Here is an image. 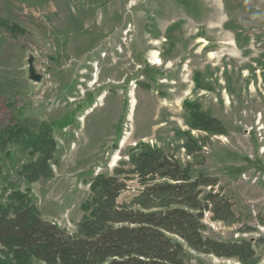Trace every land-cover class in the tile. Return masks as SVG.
I'll list each match as a JSON object with an SVG mask.
<instances>
[{
	"label": "rangeland",
	"instance_id": "obj_1",
	"mask_svg": "<svg viewBox=\"0 0 264 264\" xmlns=\"http://www.w3.org/2000/svg\"><path fill=\"white\" fill-rule=\"evenodd\" d=\"M202 114L227 135L209 138L194 172L217 180L236 222L205 212L202 237L249 242L264 264V0H0V132H25L0 139V209L23 197L72 233L96 176L143 147L184 164ZM41 136L50 173L30 181ZM131 177L118 204L141 190ZM183 249L185 264H239Z\"/></svg>",
	"mask_w": 264,
	"mask_h": 264
},
{
	"label": "trees",
	"instance_id": "obj_2",
	"mask_svg": "<svg viewBox=\"0 0 264 264\" xmlns=\"http://www.w3.org/2000/svg\"><path fill=\"white\" fill-rule=\"evenodd\" d=\"M193 124L205 137L185 134L182 149L188 159L184 164L161 149L143 147L128 167L119 162L110 175L96 176L90 185L93 198L85 205L86 215L72 233L41 219L23 197L1 208L0 257L14 264H185L186 246L217 259L256 264L249 242L202 237L205 212L215 222H236L230 202L213 191L217 180L202 171L194 172L204 163L202 152L209 138L227 132L218 120L205 114L197 115ZM6 130L18 136L25 133L13 126L1 131L0 139H8ZM29 142L35 150H47L44 162L38 161L26 173L32 181L50 173L47 163L52 147L42 136ZM131 176L141 190L130 202L118 204Z\"/></svg>",
	"mask_w": 264,
	"mask_h": 264
},
{
	"label": "water",
	"instance_id": "obj_3",
	"mask_svg": "<svg viewBox=\"0 0 264 264\" xmlns=\"http://www.w3.org/2000/svg\"><path fill=\"white\" fill-rule=\"evenodd\" d=\"M27 65H28V79L35 83L41 82L42 76L35 73L32 57L28 58Z\"/></svg>",
	"mask_w": 264,
	"mask_h": 264
},
{
	"label": "bare ground",
	"instance_id": "obj_4",
	"mask_svg": "<svg viewBox=\"0 0 264 264\" xmlns=\"http://www.w3.org/2000/svg\"><path fill=\"white\" fill-rule=\"evenodd\" d=\"M156 62H158V61H156ZM133 103H134V101H133Z\"/></svg>",
	"mask_w": 264,
	"mask_h": 264
}]
</instances>
